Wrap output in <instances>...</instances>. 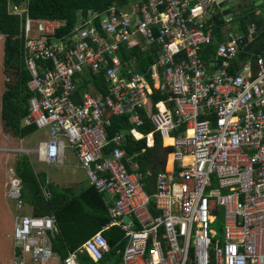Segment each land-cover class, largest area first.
<instances>
[{"label":"built area","instance_id":"built-area-1","mask_svg":"<svg viewBox=\"0 0 264 264\" xmlns=\"http://www.w3.org/2000/svg\"><path fill=\"white\" fill-rule=\"evenodd\" d=\"M219 5V0H133L112 6L100 26L91 19L60 38L63 21L29 18L25 24L22 59L32 97L23 126L50 127L51 133L34 150L6 146L0 152L64 167V151L71 148L90 186L110 198L112 220L105 228L126 231L122 264H264V54L246 56L237 73L231 72L256 38L251 24L245 33L227 32L209 59L204 57L214 41ZM151 45L158 47V58L149 81L127 67L120 52ZM88 73H103L106 95L96 91ZM156 92L165 99L154 103ZM116 116H129L136 140L134 131L149 120L155 131L140 132L148 147L154 133L172 140L167 145L172 169L153 177V194L145 183L151 173L127 169L125 159L136 165L122 148L125 133L113 137L110 155L104 153ZM7 187V197L22 211L21 179L12 177ZM219 219L221 238L213 229ZM54 227L50 217L16 216L12 238L20 253L11 264L55 259L47 233ZM83 251L98 261L111 245L97 232L62 264H80Z\"/></svg>","mask_w":264,"mask_h":264},{"label":"trees","instance_id":"trees-1","mask_svg":"<svg viewBox=\"0 0 264 264\" xmlns=\"http://www.w3.org/2000/svg\"><path fill=\"white\" fill-rule=\"evenodd\" d=\"M21 4L25 0H14ZM29 5V13L33 18L57 19L64 22V26L58 31V37L71 35L78 26L87 21L100 26L101 20L107 15L112 6L126 7L130 0H26ZM8 0H0V34L6 36L5 60L3 61L4 75L9 79L5 84V91L2 96L0 117L6 131L10 132L14 140H23L32 134L36 128L33 126H23V119L28 116L29 101L32 92L28 88L31 77L26 70L22 59L23 40L21 36L20 17L9 15L7 12ZM264 8V5L257 8H249L235 19L239 25V32L245 33L251 24H256L257 34L254 41L250 42L242 50V59L246 56H255L258 53L264 54V21L257 16L256 10ZM109 14V12H108ZM97 15L93 19V16ZM214 28L217 30L225 24L220 16L213 18ZM123 47V46H122ZM218 44L213 41L207 47L204 57L209 59L210 53H214ZM120 55L125 65L134 68L141 73L148 75L149 68L157 60L158 47L151 45L147 47L134 46L131 50L122 48ZM234 73L240 68L234 64ZM237 73V72H236ZM87 79L90 81L98 93L107 94V85L103 73L93 75L88 73ZM85 83L81 90L87 88ZM154 103L163 101L165 96L156 92L152 96ZM154 111L157 109L154 108ZM134 128L129 122V116H116L112 118V126L108 129L109 144L105 147V155H110L114 149L113 137L118 133H125L126 140L122 146L125 150L126 158H133L136 167L130 165L125 159V164L130 173L138 172L152 177H147L145 183L148 191L153 194L155 181L158 173L164 170L165 161L170 152L167 140H163L160 133H154V145L148 147L146 138H142V133L148 135L155 131L153 124L146 120L145 126L140 128L135 135L131 134ZM168 170L172 168L170 156L168 158ZM171 170V169H170ZM15 173L21 179L23 185L22 197L26 204L33 210L34 217H50L55 221V230L47 232L51 241L52 250L58 255L60 261L69 252L79 248L82 243L93 234L102 231L108 238L111 251L104 254L101 260L94 261L86 252L78 255L80 264H122L123 251L127 244L126 231L119 225L110 224L112 218L106 196L98 193L93 187L79 196L64 194L53 188L46 182L43 173H35L28 156L19 155L15 164ZM47 191V193L45 192Z\"/></svg>","mask_w":264,"mask_h":264},{"label":"rangeland","instance_id":"rangeland-1","mask_svg":"<svg viewBox=\"0 0 264 264\" xmlns=\"http://www.w3.org/2000/svg\"><path fill=\"white\" fill-rule=\"evenodd\" d=\"M133 0H130L132 2ZM260 19L264 21V8L261 9L259 15ZM5 60V43L0 40V109L2 103V96L5 91V84L9 79L13 78L4 75L3 61ZM94 90V89H93ZM1 112V110H0ZM51 128L46 127L42 129H35L34 132L22 142L14 140L12 143L6 144L5 135L11 134L6 131L0 117V147H20L24 149L34 150L36 145L41 142H47L50 138ZM12 135V134H11ZM19 155L24 154H9V152H0V264H11L14 257V243L12 238L14 218L18 214H29L30 205L22 211H18L15 201L7 197L6 193L8 187L6 183L9 182L11 176V169L14 168L16 160ZM27 156V155H26ZM28 159L32 165L35 173H44L46 182L53 188L59 190L61 193H68L71 196H78L89 186V180L85 171L81 168L80 161L75 152L67 147L64 151V167L47 166L39 164L35 161L33 155H29ZM171 171V170H168ZM9 176V177H8ZM69 190V191H68ZM223 221L219 219L214 225L213 229L218 232V238L222 237L221 225ZM16 248V247H15ZM16 253V252H15ZM48 264H62L59 258L51 259Z\"/></svg>","mask_w":264,"mask_h":264},{"label":"crops","instance_id":"crops-1","mask_svg":"<svg viewBox=\"0 0 264 264\" xmlns=\"http://www.w3.org/2000/svg\"><path fill=\"white\" fill-rule=\"evenodd\" d=\"M223 0H219V2H220V4H221V2H222ZM227 8H229V10L231 9L230 8V6L228 7V5L227 4H225L224 2H223V5L221 6V5H219V7L217 8V11H218V16H220V17H222L223 19H224V22H225V24L223 25V26H221V28L220 29H218L217 30V27L215 26V28H214V26H213V28H214V32H213V37H214V42H215V44H219L220 42H222V41H224L225 40V38H226V33L227 32H231V33H233V34H242L241 32H239V27H238V25H239V23L235 20L237 17H238V15H240L241 14V10H239V9H237V8H234V9H231L230 10V13H231V17H230V15H223V12H224V10H226ZM7 12H8V14L9 15H13V16H17V17H20V19H21V38H22V40H23V36H24V27H25V24H26V22H27V20L29 19V18H31V19H49V18H33V17H31L30 16V13H29V5H28V3H27V1L25 0V1H23L21 4H18L16 1H14V0H8V3H7ZM260 12H261V9H257L256 10V13H257V15H259L260 14ZM94 16H96L97 17V15H94ZM93 16V17H94ZM53 20H57V19H53ZM61 21V20H60ZM93 22V21H92ZM256 25V24H255ZM256 34H257V29H256ZM0 40L1 41H3L5 44H6V36H4V35H2V34H0ZM142 40H140V42H141ZM6 46V45H5ZM23 46H24V40H23ZM6 48V47H5ZM22 57H23V47H22ZM245 61V58H243L242 59V52L240 53V55H239V57H238V59L234 62V64H236V66H237V68L236 69H238V67L240 66V65H242V62H244ZM27 70V69H26ZM232 70L233 71H235L234 70V68H232ZM28 71V70H27ZM237 72V71H236ZM236 72H234V73H236ZM29 73V72H28ZM30 75V74H29ZM0 83H1V81H0ZM2 104V103H1ZM1 110V109H0ZM135 131H137V130H135ZM135 131H134V133H135ZM139 132V131H138ZM7 137H11V138H9V140H8V142H7ZM5 139H6V144L7 143H12L13 141H14V138H13V136L11 135V134H6L5 135ZM23 140H21L20 142H22ZM41 143H43V142H41ZM7 146V145H6ZM5 146V147H6ZM2 148H4L3 146H2ZM36 161V160H35ZM37 163H38V161H37ZM39 164H42V163H39ZM15 165V164H14ZM171 166H173V164L171 163ZM170 169H172V168H170ZM169 169V170H170ZM43 173V172H42ZM44 174V173H43ZM9 177V176H8ZM12 177H17V178H19L17 175H16V173H15V166H14V168L13 169H11V176L9 177V181H10V179L12 178ZM22 182V181H21ZM7 184H8V182L6 183V186H7ZM90 188V184H89V186L86 188V189H84V191L82 192V193H84L85 191H87L88 189ZM152 188H153V191H154V188H155V186H152ZM69 191V190H68ZM45 192L47 193V191L45 190ZM82 193H80L79 195H81ZM48 194V193H47ZM78 195V196H79ZM23 198V197H22ZM12 200V199H11ZM24 200V199H23ZM107 200H110V198L107 196L106 197V201ZM14 201V200H13ZM16 203V202H15ZM17 204V203H16ZM29 205V204H28ZM17 207V206H16ZM26 207V203H25V201H24V208ZM24 208H23V210H24ZM30 209H31V211H30V213L29 214H26V215H28V216H32L33 215V210H32V208H31V206H30ZM17 210H18V208H17ZM19 211H21V210H19ZM19 215H25V214H18L17 216H19ZM16 217V216H15ZM13 243H14V241H13ZM15 244V243H14ZM15 252H16V248H15V245H14V254H15ZM54 255L57 257V258H59L58 257V255L57 254H55L54 253ZM54 259V258H53ZM13 260V259H12ZM11 263H12V261H11ZM29 264H35V263H33V261H30V263Z\"/></svg>","mask_w":264,"mask_h":264},{"label":"water","instance_id":"water-1","mask_svg":"<svg viewBox=\"0 0 264 264\" xmlns=\"http://www.w3.org/2000/svg\"><path fill=\"white\" fill-rule=\"evenodd\" d=\"M223 2L225 4H227L228 7L230 6L231 9L237 8V9L241 10V12H244L245 10H248L249 8H254V7L257 8L259 6L264 5V0H223L220 4L221 6L223 5ZM230 10H229V8L224 10L223 15H230V17H231ZM167 165H168V157L165 161L164 170L167 169ZM124 221L126 223H128L130 221V219L124 218ZM16 253L17 254L20 253L19 247L16 248Z\"/></svg>","mask_w":264,"mask_h":264},{"label":"bare ground","instance_id":"bare-ground-1","mask_svg":"<svg viewBox=\"0 0 264 264\" xmlns=\"http://www.w3.org/2000/svg\"><path fill=\"white\" fill-rule=\"evenodd\" d=\"M165 140H167L169 142V144L172 143V140H170L169 138H166ZM170 159H171V163L173 164V161H172V156H170Z\"/></svg>","mask_w":264,"mask_h":264},{"label":"clouds","instance_id":"clouds-1","mask_svg":"<svg viewBox=\"0 0 264 264\" xmlns=\"http://www.w3.org/2000/svg\"><path fill=\"white\" fill-rule=\"evenodd\" d=\"M61 263H62V261H61Z\"/></svg>","mask_w":264,"mask_h":264}]
</instances>
